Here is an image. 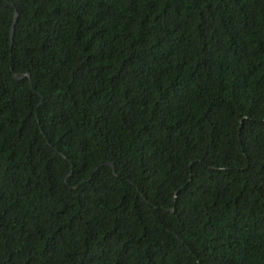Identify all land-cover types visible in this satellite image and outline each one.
<instances>
[{
  "label": "trees",
  "instance_id": "16d2710c",
  "mask_svg": "<svg viewBox=\"0 0 264 264\" xmlns=\"http://www.w3.org/2000/svg\"><path fill=\"white\" fill-rule=\"evenodd\" d=\"M0 264H264V0H0Z\"/></svg>",
  "mask_w": 264,
  "mask_h": 264
},
{
  "label": "water",
  "instance_id": "95a60500",
  "mask_svg": "<svg viewBox=\"0 0 264 264\" xmlns=\"http://www.w3.org/2000/svg\"><path fill=\"white\" fill-rule=\"evenodd\" d=\"M11 5V4H10ZM12 6V5H11ZM16 17H17V14H16V12L14 11L13 12V15H12V20H11V25H10V28H9V31H8V42H9V46L11 45V38H12V33H13V25H14V23H15V21H16ZM23 76H27V73L25 74V75H23V74H20V73H18V74H13L12 75V77L14 78V79H20V78H22ZM104 165L105 166H109L110 168H112V164L111 163H108V162H106V163H104ZM95 170V169H94ZM93 170V171H94Z\"/></svg>",
  "mask_w": 264,
  "mask_h": 264
}]
</instances>
